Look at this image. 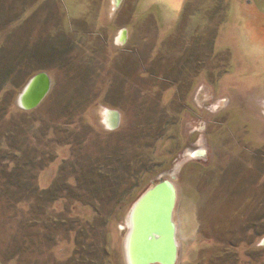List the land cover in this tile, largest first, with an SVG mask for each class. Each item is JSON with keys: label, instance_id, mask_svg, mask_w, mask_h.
I'll list each match as a JSON object with an SVG mask.
<instances>
[{"label": "rangeland", "instance_id": "obj_1", "mask_svg": "<svg viewBox=\"0 0 264 264\" xmlns=\"http://www.w3.org/2000/svg\"><path fill=\"white\" fill-rule=\"evenodd\" d=\"M163 180L176 264H264V0H0V264H128Z\"/></svg>", "mask_w": 264, "mask_h": 264}, {"label": "water", "instance_id": "obj_2", "mask_svg": "<svg viewBox=\"0 0 264 264\" xmlns=\"http://www.w3.org/2000/svg\"><path fill=\"white\" fill-rule=\"evenodd\" d=\"M51 86L50 75L46 72L39 73L29 82L19 97V103L21 104L22 100L23 105H25L23 107L27 109L36 107L47 96ZM109 113H111L109 124L117 128L121 122V114L118 111H110ZM144 203H146L145 207L148 206V209L150 208L151 210L146 211V216L142 221L144 227L142 235L144 242L146 240L148 244H146V252L140 264H176L179 246L176 238V225L173 220L177 203V189L174 183L170 180H163L148 190L133 206L130 221H132L136 208ZM131 232L132 222L129 224V232L126 239L128 264H130V260L127 244Z\"/></svg>", "mask_w": 264, "mask_h": 264}, {"label": "bare ground", "instance_id": "obj_3", "mask_svg": "<svg viewBox=\"0 0 264 264\" xmlns=\"http://www.w3.org/2000/svg\"><path fill=\"white\" fill-rule=\"evenodd\" d=\"M21 105H23L22 100H21ZM197 152V151H196ZM196 152L191 151L189 152V155H196ZM146 203L142 204L141 206H138L136 210L134 211L133 218L130 221L129 218V224L132 222V232L130 235L129 242L127 244V252H128V257L130 260V264H140L142 258H144V254L146 252V244H148L142 235L143 232V220L146 216V211L151 210L150 208L148 209V206L145 207ZM144 242V243H143ZM143 243V244H142ZM142 245V246H141ZM149 248V247H148ZM149 250V249H148ZM147 250V251H148Z\"/></svg>", "mask_w": 264, "mask_h": 264}, {"label": "crops", "instance_id": "obj_4", "mask_svg": "<svg viewBox=\"0 0 264 264\" xmlns=\"http://www.w3.org/2000/svg\"><path fill=\"white\" fill-rule=\"evenodd\" d=\"M125 30H126V31H125V33H124L123 36H125V38L127 37V41H128V39H129V37H130L131 35H130V32H129L128 28H126ZM110 115H111V113H109V117H108V122H109V123H110V121H111V119H110ZM109 119H110V120H109Z\"/></svg>", "mask_w": 264, "mask_h": 264}]
</instances>
